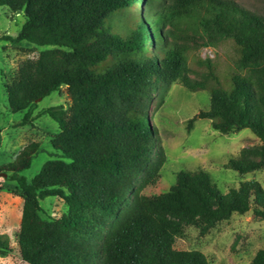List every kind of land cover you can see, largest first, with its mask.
Returning <instances> with one entry per match:
<instances>
[{
	"label": "trees",
	"instance_id": "1",
	"mask_svg": "<svg viewBox=\"0 0 264 264\" xmlns=\"http://www.w3.org/2000/svg\"><path fill=\"white\" fill-rule=\"evenodd\" d=\"M0 7L25 15L19 34L5 40L40 49L5 83L9 111L23 113L20 127L44 116L59 127L52 158L31 181L20 173L40 152L37 142L0 167L23 201L15 246L0 234L1 257L210 264L202 252L176 247L188 228L205 237L234 214L264 221L257 181L223 194L208 171H181L169 191L147 194L167 164L150 111L177 83L210 94L209 110L188 121V132L198 119L224 135L248 129L261 144L243 148L226 168L240 175L264 168V15L237 0H0ZM201 48L227 51L230 63L203 59ZM55 92L68 101L39 110ZM48 198L62 200L67 212L45 218ZM251 264H264V249Z\"/></svg>",
	"mask_w": 264,
	"mask_h": 264
},
{
	"label": "rangeland",
	"instance_id": "2",
	"mask_svg": "<svg viewBox=\"0 0 264 264\" xmlns=\"http://www.w3.org/2000/svg\"><path fill=\"white\" fill-rule=\"evenodd\" d=\"M237 1L264 15V0ZM24 21V13H12L0 7V167L13 162L22 149L37 142L41 145L40 152L33 158L30 168L20 173L27 181H31L52 158L54 150L50 141L59 132V127L48 116L42 117L34 127H20L18 123L23 113L12 114L8 108L5 83L22 61L34 58L40 52V49L27 42L15 44L5 40V37H16ZM197 54L203 59L218 60L225 64V68L230 63L229 54L224 50L217 52L214 48H201ZM223 83L227 85L224 79ZM159 100L156 97L150 118L165 150L167 164L162 171L161 181L157 187L148 189L147 194L166 193L175 184L177 174L196 170L208 171L213 183L223 194L246 181H257L264 187V168L247 175L226 168L228 162L237 157L243 148L261 144L250 130L224 135L212 128L210 120L198 119L188 132V121L200 111L209 110L208 92H192L177 83L172 86L163 105H159ZM66 101V95L55 92L38 102V109L63 105ZM7 177V173H0V234L10 239L12 246H15V230L20 226L23 201L14 194L17 183L6 181ZM41 205L45 218L59 217L67 212V206L60 199L48 198ZM176 247L198 250L208 257L210 264H251L256 253L264 249V221L255 219L252 212L234 214L205 237L199 236L198 230L190 227L176 240ZM0 264L22 263L15 251L6 257L0 256Z\"/></svg>",
	"mask_w": 264,
	"mask_h": 264
},
{
	"label": "water",
	"instance_id": "3",
	"mask_svg": "<svg viewBox=\"0 0 264 264\" xmlns=\"http://www.w3.org/2000/svg\"><path fill=\"white\" fill-rule=\"evenodd\" d=\"M5 176V175H4Z\"/></svg>",
	"mask_w": 264,
	"mask_h": 264
}]
</instances>
